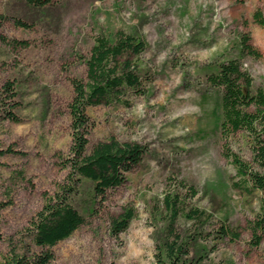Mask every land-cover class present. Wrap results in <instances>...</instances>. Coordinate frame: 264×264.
<instances>
[{
  "label": "rangeland",
  "instance_id": "374dc122",
  "mask_svg": "<svg viewBox=\"0 0 264 264\" xmlns=\"http://www.w3.org/2000/svg\"><path fill=\"white\" fill-rule=\"evenodd\" d=\"M258 9L264 17V0H55L42 9L0 0V98L12 84L18 120L0 119V149L14 152L0 159V258L30 244L32 219L64 182L71 81H86L96 38L120 32L144 44L122 58L136 69L141 89L125 90V103L87 108L88 150L114 140L140 146L142 156L119 187L96 200L92 215L84 209L85 186L74 205L85 223L51 248L49 264H152L170 224L167 198L177 204L172 228L190 244V259L264 264V237L252 246L249 227L264 194L241 182L225 156L228 148L251 163L244 134L222 139L221 90L209 80L219 65L240 58L246 36L260 57H243L242 67L253 91L264 84ZM126 211L133 218L114 236L111 221Z\"/></svg>",
  "mask_w": 264,
  "mask_h": 264
},
{
  "label": "trees",
  "instance_id": "16d2710c",
  "mask_svg": "<svg viewBox=\"0 0 264 264\" xmlns=\"http://www.w3.org/2000/svg\"><path fill=\"white\" fill-rule=\"evenodd\" d=\"M54 1L25 0L34 9H42L52 5ZM253 20L264 29L261 10L254 12ZM4 21L5 18L0 16V27ZM16 24L24 26L20 22ZM143 48L144 44L138 42L134 36L120 32L113 40L104 36L96 38L86 61V81H71L73 97L68 109L72 142L70 155L64 165L68 173L56 192L45 196L43 207L32 219L28 229L30 244L22 246V252L11 249L0 258V264H49L53 259L51 248L71 237L85 223V219L74 206L77 199L82 197L85 186L88 185L90 189L84 209L88 215H92L96 200L104 197L107 190L119 187L124 182L125 175L139 163L142 150L138 145L119 144L111 140L98 143L88 150L90 124L86 110L88 107L116 100L125 103L119 100L125 90L139 93L141 82L136 69L131 62H123L122 58L129 54L137 55ZM239 57L219 65L217 73L209 80L213 87L221 90L219 129L222 139L229 142L232 137L244 134L251 153V163L244 161L228 148L225 156L230 160L241 182L264 194V84L253 91L252 78L242 67L243 57H260V53L249 44L246 36L240 40ZM1 93L6 98H0V119L17 122L13 112L17 108L13 103V85L7 83ZM12 153L14 152L11 148L0 149V159ZM1 165L0 162V167ZM233 186L239 187L237 183ZM173 203L167 198L170 224L164 238L157 244L152 264H200L199 259L189 258L190 244L172 228L179 214L177 204ZM2 209L0 204V211ZM198 214L197 210L192 211V215L197 217ZM132 218L133 213L126 211L119 218L113 219L112 234L117 236L124 232ZM249 227L250 244L257 247L264 237V196L259 202V212ZM223 233L228 234V229L224 228Z\"/></svg>",
  "mask_w": 264,
  "mask_h": 264
}]
</instances>
